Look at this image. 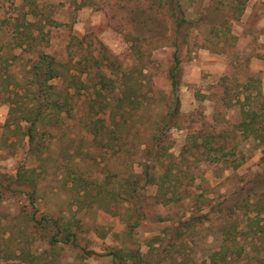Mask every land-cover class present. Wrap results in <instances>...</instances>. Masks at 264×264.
Listing matches in <instances>:
<instances>
[{"label":"rangeland","instance_id":"1","mask_svg":"<svg viewBox=\"0 0 264 264\" xmlns=\"http://www.w3.org/2000/svg\"><path fill=\"white\" fill-rule=\"evenodd\" d=\"M39 53L79 82L52 81L70 108L35 157L23 113L10 111L23 97L9 89ZM174 54L179 110L166 123ZM261 57L264 0H0V264H41L22 254L47 249L41 225L54 219L81 228L45 264H112L109 251L145 252L157 234L160 250L181 249L163 264H264V145L236 129V96L248 89L254 108L256 90L264 95ZM145 164L175 171L163 188L173 200L155 199L156 185L129 196ZM19 170L35 177L34 192L13 182Z\"/></svg>","mask_w":264,"mask_h":264},{"label":"trees","instance_id":"2","mask_svg":"<svg viewBox=\"0 0 264 264\" xmlns=\"http://www.w3.org/2000/svg\"><path fill=\"white\" fill-rule=\"evenodd\" d=\"M179 22H186L185 16L181 17L179 19ZM178 65L179 57L174 54V65L170 70L172 96L170 104L168 106V111L166 113V119H164L166 123L178 117ZM63 67L64 64L59 62L52 55L47 53H39L38 56L31 62V64L27 66L21 78L18 79L19 81H22L21 85L18 84L19 81H16V84L9 89L10 94L12 93L14 95L23 97L21 101L18 102L14 101L13 103V101H10V111H14L16 108L18 113H23V116L27 122L24 135L27 137L28 149L30 153L35 155V157H40L43 150L47 148L48 145L47 142H45L46 138L48 136L54 135L52 129L50 128L59 125V123L61 122V116L66 115L70 108L69 104L71 95L68 94L67 89H62L60 85L55 84L52 81L55 79H59L61 81L66 80V82H68L69 84H75L76 82H79V78L76 77V75H72L71 73H69V71L64 70ZM0 77L2 79L4 78L3 75H0ZM7 88H9V86ZM242 94H244L243 97H240ZM250 94L251 92L248 93V89L244 88L243 91H241V94L236 96V103L240 106L239 113L241 117L240 121L236 124V129L241 136L252 137L253 139H256L258 141V144L264 145V95L262 94L260 88H258L255 92V97L260 100V103L257 105V107L251 108L249 101ZM245 106L247 107L245 108ZM174 124L175 122L171 123V125ZM101 130L107 131L108 126H106V128H102ZM112 133L114 134V130H112ZM199 143L204 145L205 147L207 146L206 142H204L203 140ZM219 150L223 151V146L220 147ZM158 153L159 148L156 145H153V147H150V151H147V154L150 155L148 158H151L150 161H153V164L157 161L154 158H157ZM223 162H227V159H224ZM153 164L144 165L141 178L143 180L142 184H139L140 181L132 184V182L127 180L129 185V192L128 190L127 192L129 193V196H132L135 201H137L139 199L138 195L140 194V188H143L146 185H156L157 190L156 195H154L155 199L161 200L166 197L168 200H173L172 194H170V196H167L163 191V188H165V181H167L166 177L172 174L176 176L175 171L167 167V169H165L164 173H162L161 175H154L151 173V167ZM24 172L26 171L19 170L13 182L18 186H23L28 182V186L30 187H28L27 185L25 187L32 188L31 191L34 192L36 185L35 177L30 178V176L24 174ZM32 172L33 171L31 170V173ZM133 178L136 179V177ZM27 194L31 195L28 189ZM134 209L135 213L132 216L133 219H131V222L129 221L128 224H126V232L124 231L125 234L129 237L130 244L138 243V241H136L137 239H134L132 233L134 228L140 223L141 218V215L138 212L136 206ZM46 220L50 221L51 219L47 218ZM52 223L55 224V227L50 225V222L48 223L49 225H41L43 229L47 230L43 234L47 249H45L42 254L47 253V255L54 256V247L58 240H63L64 243L68 241H76L78 237L77 232H79L78 228L81 227H77L76 225L77 229H73V223L66 221L59 224L57 219H54ZM32 224L34 227L37 226L36 222ZM181 225L184 227V225H188V222L183 221ZM179 227L181 228V226L178 225L177 229L171 232V236L176 239L181 238L183 235H185V233L183 234V227L182 233L181 230L178 229ZM59 234L62 237H58ZM162 240L163 239L157 234L154 235L151 240L146 242L147 249L145 252L141 251L140 245L138 244L139 246H136L135 248L120 247L117 249H113L109 251L108 255L111 258L112 264H163L164 260L167 257L173 259V253L180 252L181 249L179 247L180 245H177L179 243H177L176 245H174L175 243H172L168 249L160 250V247L163 244ZM9 252L11 254L14 253L13 251ZM42 254L31 255L25 252L22 255H24L31 263H35L36 259H41V264H45L44 261L47 260L45 259L47 256ZM220 255H222V253H220ZM14 256H17L16 252ZM0 258L2 259V257ZM8 260L9 259H7V261ZM7 261L4 264H7ZM49 264L54 263L52 261H49Z\"/></svg>","mask_w":264,"mask_h":264},{"label":"crops","instance_id":"3","mask_svg":"<svg viewBox=\"0 0 264 264\" xmlns=\"http://www.w3.org/2000/svg\"><path fill=\"white\" fill-rule=\"evenodd\" d=\"M261 59H262V60H260V61H264V57H261Z\"/></svg>","mask_w":264,"mask_h":264}]
</instances>
